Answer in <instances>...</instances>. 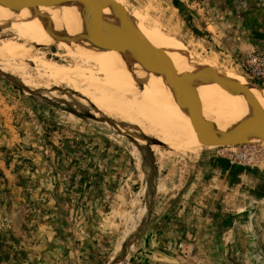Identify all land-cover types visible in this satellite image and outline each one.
Returning <instances> with one entry per match:
<instances>
[{
	"label": "rangeland",
	"instance_id": "obj_1",
	"mask_svg": "<svg viewBox=\"0 0 264 264\" xmlns=\"http://www.w3.org/2000/svg\"><path fill=\"white\" fill-rule=\"evenodd\" d=\"M101 1L187 48L183 50L190 49L202 59L244 75L229 53V50H238V43L235 50L231 49L227 43L230 36L219 29L228 25V19L223 17L224 11L213 8L212 0ZM178 3H183L185 9ZM35 35L24 23L0 25V51L5 44L11 46V42L21 45L19 52L8 56L11 64L2 63L3 56L0 57V264H69L66 248L59 243L65 240L64 232L71 222L69 192L76 175L81 181L90 178V172L92 177L98 175V165L91 170L88 167L97 162V148L104 143L108 170L116 168L114 160L120 157L111 150L115 147L132 151L130 154L139 158L144 171L146 166L156 170L155 203L149 213L148 207L145 209L144 215L148 216L140 219V223L145 221L144 228L164 230L170 222H176V230L185 231L177 239L186 248V253H182L191 254L190 258L199 260V264H264V165L237 164L229 156L216 152L218 146L231 144L234 139L203 145L198 134L182 124L194 134L195 140L164 142L148 125L137 121L135 109L130 111L133 118L106 113L89 96H101L89 81L91 70L101 85L102 81L106 82L105 72L100 71L101 62L82 65L58 42L46 43L40 38L38 43L32 42ZM218 39L226 43V48L212 43ZM239 43L246 44V41ZM221 51L229 61L221 60L217 55ZM52 62L64 71L56 73L44 67V63ZM7 66L27 72L29 80L5 69ZM1 70L27 80H22L26 86ZM51 84L56 92L45 88ZM79 89L88 90L89 94L80 95ZM198 148L218 154L219 161L212 163L219 169L223 181L218 186L212 181L216 177H212L213 187L208 185L199 191L195 201L180 202L183 189L175 187L166 193L162 184L175 175L176 164L183 155ZM129 153H124L123 164L130 158ZM234 168L246 173L244 181H233L236 179L232 173ZM186 178L189 183L188 173ZM134 191L132 209L146 193L139 187ZM171 194L178 196L171 204L165 203ZM131 207L126 216L134 211L129 210ZM181 209L184 211L179 215ZM163 211L166 216L157 219ZM137 255L146 262L147 252L136 249L122 264H128ZM100 264L111 262L103 258Z\"/></svg>",
	"mask_w": 264,
	"mask_h": 264
},
{
	"label": "crops",
	"instance_id": "obj_2",
	"mask_svg": "<svg viewBox=\"0 0 264 264\" xmlns=\"http://www.w3.org/2000/svg\"><path fill=\"white\" fill-rule=\"evenodd\" d=\"M212 2L213 8L224 11L223 17L228 19V25L219 29L230 36L227 40L229 47L234 49L238 43L236 45L238 50L235 52L229 50L232 57L246 53L252 43L264 40V0H212ZM241 41H246V44L240 45ZM212 43L217 44V47L221 49L226 48L223 40L218 39ZM217 55L221 60L229 61L226 56L224 57L223 51ZM202 149H192L183 155L176 164L175 175L162 184L166 193L173 191L175 187L183 189V192L180 191L182 193H180L182 197L180 202L195 201L200 196H197L199 191L207 189L208 185L213 187L210 181L212 177H216L212 181L217 182L218 186L223 181L221 174L218 173L219 169H215L212 163L219 161L218 154L212 150L203 151ZM111 150L120 154V157L114 160L115 169H107L105 157L107 147L104 143V146L97 148V162L93 167H88L91 170L98 165L100 167L98 175L92 177L93 174L90 172L91 177L82 181L78 175L74 177L69 192L71 222L64 232L65 240L59 241L62 244L61 247L66 248L69 264H100L103 258L112 262L119 252L128 250L123 258L124 261L136 249L147 252L146 264H152L158 260L178 264H199V260L190 258L191 254L186 255L179 249L178 243L181 241L178 242L177 239L185 231L176 230V222H170L164 230H154V227L144 228L145 221L140 223L142 216L144 219L148 216L144 215L145 209L148 207L149 213V209L155 203L156 170L146 166L144 171L139 158L130 154L132 151L129 153L123 147H115ZM124 153L130 155L126 164L122 162ZM187 173L191 179L189 183L186 178ZM232 173L236 178L234 182L239 183L245 180L246 173L241 168H234ZM135 187H139L142 193L144 191L146 193L145 198L138 201L132 209ZM210 190L214 194V189ZM176 196L178 195H168L164 202L171 204ZM129 207H131L129 210L134 211L126 216ZM184 209L179 211V215H182ZM165 216L166 212L163 211L157 219ZM159 225H162V222ZM124 227H126L125 230Z\"/></svg>",
	"mask_w": 264,
	"mask_h": 264
},
{
	"label": "water",
	"instance_id": "obj_3",
	"mask_svg": "<svg viewBox=\"0 0 264 264\" xmlns=\"http://www.w3.org/2000/svg\"><path fill=\"white\" fill-rule=\"evenodd\" d=\"M31 1L50 6L57 18L34 21L22 13L16 0H0L36 35L53 30L68 32L104 58L136 62L156 98L182 124L187 125L184 122L187 118L198 117L233 136L234 141L229 143L264 142V108L242 102L237 97L236 82L228 70L189 51L164 47L159 41L143 35L131 15L106 8L97 0ZM1 71L26 86L14 75ZM192 74L204 76L214 95L194 85ZM199 141L203 145L213 144L201 137ZM127 252L123 251L111 264L122 262Z\"/></svg>",
	"mask_w": 264,
	"mask_h": 264
},
{
	"label": "bare ground",
	"instance_id": "obj_4",
	"mask_svg": "<svg viewBox=\"0 0 264 264\" xmlns=\"http://www.w3.org/2000/svg\"><path fill=\"white\" fill-rule=\"evenodd\" d=\"M16 1L20 5L22 13L29 19H32L34 21H44L48 19L57 18V14L51 9L50 6L46 4H41L31 0H16ZM97 1L106 8L115 11L124 12L118 10L114 6L105 4L101 0H97ZM134 20L137 22L143 35H145L146 37L152 40L159 41L166 48L183 50L184 47L181 46L180 43H174L169 37H167L164 34H161L156 29L149 27L140 20L137 19ZM9 23L18 25L23 22L19 20L17 16L10 11L9 7L6 4L0 2V25L9 24ZM35 36L37 37L31 38L32 42L38 43L40 38L42 41L46 43L58 42L61 45H64L67 52L82 65L88 63L92 64L94 61L101 62L102 64L100 66L101 70L100 69L99 70L105 72L106 82L104 83V81H102L103 85H101L100 84L101 80L97 79L98 76H96V73H94L92 70H91L92 77L89 78L90 79L89 81L91 82V86L92 85L93 87L95 86L96 87L95 89H97V91L100 92L101 96L90 95L88 93V90L79 89V91H80V95L84 93H88L92 102L98 104V106L101 109H104L106 113L109 114L117 113L133 118L130 111L135 109L136 114L134 113V115L138 117L137 121L142 125H148V127L151 128V131L156 133L158 138H160V140L164 142L171 141L172 143L175 141L181 142V140L182 139L184 140V138L187 139L186 141L195 140L194 134H192L190 130L186 129L182 125L180 120L176 116H174L170 111H168L156 98L154 92L151 90V88L144 80L140 67L133 60L104 58L98 55L96 52H94L86 43L80 40L77 36L64 31L53 30L47 33H42L41 36L39 35H35ZM9 42L10 41H7L6 43L9 44ZM20 46H21L20 43H16L12 45L11 42V46L5 44L3 47V51H0V57L3 56L1 62L6 65L11 64L12 62L9 60L10 57L8 59V56L12 55L15 52H19L20 51L19 49L21 48ZM186 51L193 53L192 50L190 49ZM24 53L25 52H22V54ZM44 64H45L44 67L48 68V70L50 71H54L56 73L64 71L62 67L57 66L53 62L44 63ZM4 68L7 70L16 71L21 76V78H25L29 80V78H27L26 75L27 72L25 73L20 68L14 69L11 66H7ZM230 73L234 76L236 82L237 97L242 102L264 108V89H259L255 84L250 83L244 75L234 74L232 72ZM191 80L193 84L199 87L204 93L208 95H214L213 88L210 86V84L207 82L204 76L200 74H192ZM23 81L26 82L27 80H23ZM27 87L30 90L37 91L32 87L29 86ZM45 88L46 89L48 88L49 90L56 92V89L54 88V86H52V84ZM60 91H62V89ZM184 122L187 125H189L193 130H195L198 133V135L205 141L220 142L222 140L228 141L231 138H234L233 136L214 128L206 121L198 117L187 118L184 120ZM190 144H188V146ZM114 264H122V262L116 261Z\"/></svg>",
	"mask_w": 264,
	"mask_h": 264
},
{
	"label": "built area",
	"instance_id": "obj_5",
	"mask_svg": "<svg viewBox=\"0 0 264 264\" xmlns=\"http://www.w3.org/2000/svg\"><path fill=\"white\" fill-rule=\"evenodd\" d=\"M230 57L244 75L254 81L256 86L264 87V40L252 43L246 53ZM216 152L229 156L237 164L248 166L264 165V142L249 143L240 141L218 146ZM180 247H182V252L186 253L183 243H180ZM128 264H146V262L141 256L137 255ZM152 264L178 263L158 260Z\"/></svg>",
	"mask_w": 264,
	"mask_h": 264
},
{
	"label": "trees",
	"instance_id": "obj_6",
	"mask_svg": "<svg viewBox=\"0 0 264 264\" xmlns=\"http://www.w3.org/2000/svg\"><path fill=\"white\" fill-rule=\"evenodd\" d=\"M178 6L181 8V9H185V6L183 3H178Z\"/></svg>",
	"mask_w": 264,
	"mask_h": 264
}]
</instances>
